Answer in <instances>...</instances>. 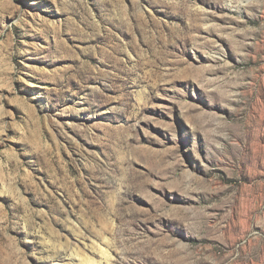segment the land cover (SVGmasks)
<instances>
[{
	"label": "rangeland",
	"instance_id": "374dc122",
	"mask_svg": "<svg viewBox=\"0 0 264 264\" xmlns=\"http://www.w3.org/2000/svg\"><path fill=\"white\" fill-rule=\"evenodd\" d=\"M0 264H264V0H0Z\"/></svg>",
	"mask_w": 264,
	"mask_h": 264
}]
</instances>
